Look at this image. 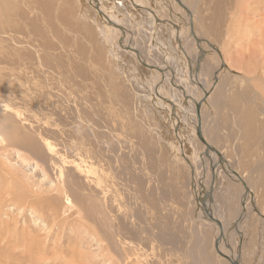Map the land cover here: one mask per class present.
<instances>
[{
  "label": "rangeland",
  "instance_id": "obj_1",
  "mask_svg": "<svg viewBox=\"0 0 264 264\" xmlns=\"http://www.w3.org/2000/svg\"><path fill=\"white\" fill-rule=\"evenodd\" d=\"M102 1L104 23L88 0H0V264H226L213 248L218 232L196 212L203 143L195 92H203L180 89L181 79L194 84L173 60L178 53L185 64L188 49L192 75L199 70L188 12L174 0ZM243 2L185 5L211 66L209 79L201 69V85L211 87L221 69L207 95L212 107H200L202 136L214 134L226 167L253 192L241 236L228 230V245L240 264H264V98L247 80L264 84V0H249L230 28ZM184 91L195 99L184 101ZM9 127L11 139L2 130ZM79 155L99 184L67 163ZM219 171L210 209L226 221L225 233L243 189ZM222 199L236 207L233 216Z\"/></svg>",
  "mask_w": 264,
  "mask_h": 264
},
{
  "label": "bare ground",
  "instance_id": "obj_2",
  "mask_svg": "<svg viewBox=\"0 0 264 264\" xmlns=\"http://www.w3.org/2000/svg\"><path fill=\"white\" fill-rule=\"evenodd\" d=\"M169 1V0H168ZM175 1V3L176 4H178V2H179V5H181L182 7H184L185 9H186V11L188 12V15H187V19L185 18V22H184V24L187 26L188 25V32H189V34H190V30H191V28H192V14H191V12H189V10H188V8H187V6L185 5V4H187V5H189L190 6V3H192V1H194V0H174ZM184 1H185V3H184ZM238 2H240L241 0H237ZM88 2H89V4L90 5H92L96 10H97V12L99 11L100 13L102 12V15H104V16H101L100 14H99V12H98V14L100 15V17H101V19L103 20V23H104V20H105V18L106 17H108V12L107 11H104V8H106L105 7V4H104V2L102 1V0H88ZM248 3H249V0H244V2L242 3V6H240L239 7V9H241L242 10V12L241 13H239V14H237V15H234L233 16V18L231 19L230 17H228V24L230 25V28L231 27H233V25H235L241 18H243V16L242 15H245V13H246V9H249V6H248ZM182 9V8H181ZM153 11V10H152ZM150 12V11H149ZM151 13V12H150ZM152 13H154V11L152 12ZM156 14V13H155ZM184 14V13H183ZM157 15V14H156ZM182 15V14H181ZM158 16V15H157ZM218 16V14L216 15V17ZM154 18V17H153ZM155 19H158L159 20V18H155ZM217 20H219V19H217ZM111 21H112V19H111ZM118 21V20H117ZM134 22H135V20H134ZM156 23H157V20H156ZM109 24V23H108ZM159 24V23H158ZM107 25V24H106ZM117 25L120 27V25L118 24V23H115V25H114V27H117ZM136 25V24H135ZM191 25V26H190ZM108 27V26H107ZM104 28V27H103ZM121 28V27H120ZM159 28V27H158ZM116 29V28H115ZM193 30V29H192ZM108 31V30H107ZM106 31V32H107ZM194 31V30H193ZM119 33V32H118ZM120 33L122 34L123 33V31L121 32L120 31ZM123 34H125V33H123ZM126 35V34H125ZM194 35H195V32H194ZM196 36V35H195ZM120 37V36H119ZM203 37V36H202ZM190 38L192 39H194L195 40V38H194V36H192L191 34H190ZM198 38V37H197ZM120 39H121V37H120ZM205 39V38H204ZM129 40V39H128ZM189 40V39H188ZM188 40H186V42L188 41ZM206 40V39H205ZM140 41V40H139ZM196 41V40H195ZM173 42V41H172ZM186 42H185V44H184V46L186 45ZM194 43H196V42H194ZM206 44H208V46L209 47H212L213 49L212 50H214V51H212L213 53L215 52V53H217L218 55L217 56H219V58H218V60L220 61V63L222 64V65H220V66H223L224 68L226 67L227 68V70H229V65L227 66L226 64H225V60L223 61L222 59H221V55H219V53H218V51L217 50H215L214 49V45H212V44H210V43H208V42H205ZM173 45V44H172ZM195 45H197L198 46V48H197V54H195V56H197V57H195L196 59V64H199V70L197 69V73L195 72L193 75H192V73H191V66L193 65V63L191 64V59L190 60H188V58H187V56H186V54H188V55H192V52H191V54L189 53V52H187L188 51V49H186V50H183V56H184V59H186V62H188V65H187V63L185 62V64H184V61H183V59H182V55H178V53H177V56H179V58L178 57H175L173 60H174V63H175V66L176 67H180V71H181V73H183V72H185V75L188 77V79H189V81H191L194 85H192V84H189L185 79H181L180 80V82L182 83L181 84V86H180V89L182 90L183 89V87H187L188 88V90H190L191 88L193 89V88H196L195 86H197V87H199V88H201V90H202V92H203V96H199V93L196 91L195 92V96L197 97H199L200 99H198V100H196L195 101V103L196 102H198L199 104H200V107H201V104H202V102H203V104L204 105H210L211 107H212V105L207 101V95H208V92L209 91H211L212 89H214V82H216V79H218V76L219 75H217L216 73H215V71H216V69H218L219 71L221 70L219 67L218 68H215L214 69V71H213V73H212V76H213V74H215L214 75V78H212V80L210 81V86L211 87H208L206 84H205V88H204V86H202V85H198V84H201L200 83V79H202V77L200 78L199 77V74H200V71H201V69H202V71L204 72V74L207 76V78L209 79L210 77V69H211V66L208 64V63H205L204 65H203V63L204 62H202V52H205V51H203V49H202V47L200 46V41L199 42H197ZM211 45V46H210ZM184 46H183V49H184ZM124 49H129L132 53H134L135 54V56L137 55L140 59V62L142 63V64H144V65H146V66H148L149 67V65L146 63V61L143 59V57L141 56V54H140V52H138L135 48H133L131 45H130V43H123V46H122ZM169 50V49H168ZM169 52H170V50H169ZM210 52V51H209ZM176 53V52H175ZM222 58H224V57H222ZM179 59H180V62L182 61V65L181 64H179ZM221 59V60H220ZM218 60H216V63L219 65V63L217 62ZM251 62V61H250ZM214 64H215V62H214ZM217 65V66H218ZM198 66V65H197ZM216 66V65H215ZM151 69H153L152 67H150ZM185 68H186V70H185ZM198 68V67H197ZM226 68L224 69L225 70V72H227V70H226ZM247 68V67H246ZM167 71H169V72H171L172 70H171V68H168L167 69V66H166V68H165ZM213 69V68H212ZM235 70V69H234ZM238 71V70H237ZM220 73V72H219ZM231 73L233 74V75H235L236 73L234 72V71H231ZM235 73V74H234ZM258 73V72H257ZM172 74H173V71H172ZM184 75V76H185ZM237 75V74H236ZM204 76V75H203ZM262 76V75H261ZM175 77V75H173L172 76V81L171 82H173V84H174V80H173V78ZM263 77V76H262ZM216 78V79H215ZM254 78V77H253ZM162 79V78H161ZM171 79V78H170ZM177 79H178V74H177ZM249 82H251L252 83V86H253V91L255 92V96H256V94H257V96H256V98H264L263 96H264V84H261V83H257L256 81H254L252 78H248L247 79ZM255 80H256V78H255ZM178 80H176V82H177ZM202 81V80H201ZM258 81V80H257ZM218 82V81H217ZM260 82V81H259ZM205 83V82H204ZM177 84V83H176ZM218 84V83H217ZM220 84V83H219ZM216 85V84H215ZM206 86L208 87L207 89H206ZM217 88H219V87H217ZM187 90V89H186ZM194 91V90H193ZM212 92V91H211ZM184 93H185V96H189L190 94L189 93H186L185 91H184ZM210 93V92H209ZM211 95H209V97H210ZM189 98H191L192 100H194L195 99V97L194 96H192V95H190L189 96ZM212 100V99H211ZM202 104V105H203ZM5 107L6 108H8V106L7 105H5ZM200 107H199V109H198V114H199V119L198 118H196V115H195V119H196V126H195V135L197 136V134H196V130H197V128L199 127V129H200V118H201V112H200ZM215 108H214V105H213V111H211V113H213L214 115H215ZM215 117V116H214ZM17 119H18V117H16ZM10 119V118H9ZM22 120H24V119H22ZM203 120V119H202ZM215 118L213 119V121H214V123H215ZM26 122V121H25ZM24 123V122H23ZM216 124H217V122H216ZM219 127V126H218ZM219 129V128H218ZM2 130L6 133V135H8L7 137H9V139H11V137H13V133L15 134V131L12 129V128H2ZM214 131V130H213ZM217 130H215V132H216ZM200 132H201V129H200ZM18 133V132H17ZM201 134H202V132H201ZM213 133L212 134H207V132L205 131L204 132V134H203V137H204V139L206 140V142L209 144V145H211L212 146V148L213 149H211V148H208L204 143H203V146H202V152H200L197 156L200 158V162H201V169H202V174H201V177H199L198 178V188H197V191H198V193L196 194V198H195V203H196V212H199L200 214L199 215H201L202 217H203V219L206 221V222H208L209 224H211L213 227H214V229L219 233V227H218V225L212 220L213 219V217L214 218H216L217 216L219 217V215H217L214 211L212 212V209H210L211 208V202H209L208 200H207V198H208V189L210 190V188L212 187V185L213 186H216V184L217 183H219L218 182V179H219V177H220V175L219 174H221L220 173V171L219 170H221V172L223 171L224 173H225V171L224 170H228V172L231 174V177L234 179V180H237V183H238V185L240 186V188L242 187V200H241V206H238L237 208L236 207H232V205H230V207L229 208H226L227 207V203H230V202H228L227 200H223V204H224V209L226 210V213L231 209V211H230V213L232 214V216H233V211H234V209H235V211H234V216L236 217L235 219H233V221H231V224L229 225V226H227V229H226V232L224 233V232H222L223 233V235L221 236V238L219 239V248H220V250H221V248H222V244L224 243V245H225V247L227 248L226 249V252H225V248H224V246H223V248H224V253H227L228 255H230L231 257H233V258H235L236 257V252L237 251H239V250H236V252H234V250H232L233 248H232V246H231V244L230 245H228V242H229V236H228V230H231V235H237L238 237H239V235H240V233H241V231H240V227L238 228V226L240 225V222H241V220L240 219H237V217H238V215L239 214H241L242 215V217L246 214V212L247 211H249L250 209H252V197H253V192L251 191V189H250V187L247 185V183L245 182V180H243V185H245L246 184V186H248L249 188H248V190H247V192H244V186L238 181V179H237V177L235 176V175H233L231 172H230V167L228 168V167H226V165L227 164H225V158H224V156H222L220 153H219V151L214 147V144L212 143V138H213ZM198 137V136H197ZM199 139V138H198ZM45 140V139H44ZM45 148H46V150L49 152V153H53V152H55V148L53 147V145L48 141V140H45ZM214 152V153H213ZM202 153H204V154H202ZM214 154H216V158H215V156H214ZM193 157H194V155H193ZM79 158V159H78ZM78 158L77 159H71V160H67V163L70 165V166H73V168L77 171V173H79V174H81V175H83L84 177H89V179L92 181V182H94V183H97V184H99V181L101 180L100 179V177L98 176V175H96V170H94V167L91 165V164H89V163H87L86 162V160L81 156V155H79L78 156ZM219 158H221L222 159V161L221 162H219L220 164H218V160H219ZM206 160H208V162H209V166H208V169L207 170H209L208 171V173H210L211 174V177L209 178V180L211 179V181L209 182V184H210V186L208 185V187H207V190H205V188H204V185H203V183H202V181L204 180V179H202V178H204V176L207 174L206 173ZM205 161V162H204ZM226 162H227V160H226ZM212 169H213V172H212ZM194 172L196 173V170L195 171H192V176H193V174H194ZM236 172H238L237 170H236ZM200 173V172H199ZM206 173V174H205ZM226 174V173H225ZM227 175V174H226ZM197 176H198V174H197ZM96 179V182L94 181ZM230 179V178H229ZM206 180H207V176H206ZM232 182H233V180H232ZM235 183V182H234ZM212 184V185H211ZM237 185V184H236ZM249 185H251V184H249ZM214 187H212V189H213ZM227 191V190H226ZM206 193H207V195H206ZM246 193H247V195H248V199H247V196H246ZM228 197V196H227ZM212 198V197H211ZM245 199H247L246 201H245ZM219 200H221V199H219ZM251 204V208H250V205ZM211 205V206H210ZM220 207V206H219ZM258 211V210H257ZM256 212V211H255ZM228 214V213H227ZM198 214H197V220L198 221H200V223L202 222L203 223V220H202V218H201V216H199ZM209 215V216H208ZM212 218H211V217ZM219 219V221L222 223V229H223V231H224V229H225V220L224 219H221L220 217L218 218ZM242 219V218H241ZM197 221V222H198ZM235 227H237L236 229H237V232H236V234H234L233 233V231H234V229H235ZM243 228V227H242ZM192 233V232H191ZM236 236V237H237ZM241 236V235H240ZM234 237V236H233ZM112 239V238H111ZM239 240V239H238ZM238 240H236V241H238ZM223 242V243H222ZM237 243V242H236ZM123 245V244H122ZM227 246H229V248L227 247ZM124 247V246H123ZM236 247V246H235ZM240 248V247H239ZM223 259V258H222ZM221 259V260H222ZM221 263V262H220ZM226 264H230V262L228 261V259H227V261H226Z\"/></svg>",
  "mask_w": 264,
  "mask_h": 264
},
{
  "label": "water",
  "instance_id": "obj_3",
  "mask_svg": "<svg viewBox=\"0 0 264 264\" xmlns=\"http://www.w3.org/2000/svg\"><path fill=\"white\" fill-rule=\"evenodd\" d=\"M178 4H179V2H178ZM181 6V5H180ZM184 8V7H183ZM185 9V8H184ZM186 10V9H185ZM99 12V11H98ZM99 14L101 15V16H104V15H102V12L100 13L99 12ZM191 26V25H190ZM114 28H118V29H120V31H123L122 30V28H120L118 25H117V27H114ZM190 34L192 35V36H194V38H195V40H196V43L197 42H201V41H203V40H200L199 38H197L195 35H194V31L192 30V28H191V30H190ZM205 41V40H204ZM181 42V41H180ZM178 43H179V41H178ZM211 46V45H210ZM203 57V56H202ZM149 67H152V66H149ZM197 69L198 68H196V66H195V72H197ZM216 79V78H215ZM160 84V83H159ZM199 86L201 85V84H198ZM187 98H188V96H184V98H183V100L184 101H186L187 100ZM199 107H200V104L198 103V102H196L195 103V109H196V118H198L199 119V114H198V109H199ZM196 134H197V136H198V138H199V140L202 142V143H204L208 148H211V149H213L212 148V146L211 145H209L207 142H206V140L204 139V137L202 136V134H201V132H200V129H199V127L197 128V130H196ZM204 154V153H203ZM181 155L183 156V154L181 153ZM184 157V156H183ZM222 161V159L221 158H219V160H218V164H220L219 162H221ZM225 171V173L226 174H228V175H231L229 172H228V170H224ZM212 172H213V169H212ZM230 172L233 174V175H235L236 177H237V179H238V181L243 185V180H242V178L240 177V174H238V172H236L234 169H230ZM244 186V192H247V190H248V186H246V184L245 185H243ZM213 190H214V188L212 189V187L210 188V190L208 189V198H207V200L209 201V202H211V201H213L212 200V192H213ZM207 193H206V195H207ZM212 203V202H211ZM209 216V215H208ZM211 217V216H210ZM212 218V217H211ZM242 218V215L241 214H239L238 215V218L237 219H241ZM217 225H218V227H219V233H218V235H217V237L214 239V242H213V248H214V250H215V252L216 253H218L220 256H222V257H225L226 259H228V261L230 262V264H240L239 263V261H238V259H239V255L237 254L236 255V257L235 258H233V257H231L230 255H228L227 253H224V252H222L221 250H220V248H219V239L221 238V236L223 235V229H222V223L219 221V219L216 217V218H214L213 217V219H212ZM240 245V244H239ZM239 245H238V249H239ZM228 248H229V246H227Z\"/></svg>",
  "mask_w": 264,
  "mask_h": 264
}]
</instances>
